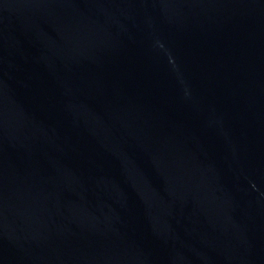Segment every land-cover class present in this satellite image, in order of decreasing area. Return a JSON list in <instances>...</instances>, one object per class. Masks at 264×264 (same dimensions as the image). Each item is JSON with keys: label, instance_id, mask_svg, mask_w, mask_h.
Wrapping results in <instances>:
<instances>
[{"label": "water", "instance_id": "95a60500", "mask_svg": "<svg viewBox=\"0 0 264 264\" xmlns=\"http://www.w3.org/2000/svg\"><path fill=\"white\" fill-rule=\"evenodd\" d=\"M0 264H264V0H0Z\"/></svg>", "mask_w": 264, "mask_h": 264}]
</instances>
